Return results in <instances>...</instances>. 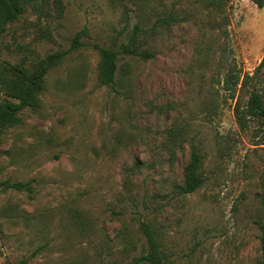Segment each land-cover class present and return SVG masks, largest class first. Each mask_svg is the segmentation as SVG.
Listing matches in <instances>:
<instances>
[{"label":"rangeland","instance_id":"rangeland-1","mask_svg":"<svg viewBox=\"0 0 264 264\" xmlns=\"http://www.w3.org/2000/svg\"><path fill=\"white\" fill-rule=\"evenodd\" d=\"M208 1L37 0L8 26L0 62L66 56L40 106L0 132V264H129L141 222L168 264L261 259L264 123L242 128L235 107L262 87L241 83L264 56V8ZM135 25L151 56L120 55V83L100 85L96 47L118 50ZM192 146L205 183L177 195ZM20 182L32 192L6 185Z\"/></svg>","mask_w":264,"mask_h":264},{"label":"trees","instance_id":"trees-1","mask_svg":"<svg viewBox=\"0 0 264 264\" xmlns=\"http://www.w3.org/2000/svg\"><path fill=\"white\" fill-rule=\"evenodd\" d=\"M37 0H0V37L5 33L8 26L15 23L22 15L25 5H33ZM135 1V0H132ZM258 8H264V0H252ZM225 0H209L208 7L216 11H224ZM178 18L170 14L163 19L165 23L175 22ZM144 30L135 25L133 32L126 43L120 45L118 50L112 47L96 48L99 51L100 60L98 65V83L102 86H114L120 83L118 79L120 55L146 58L151 54L141 50L139 36ZM76 45L82 46L79 37H75ZM66 56L65 51L50 53L42 59L32 63L30 67L20 64H12L7 61L0 62V94L6 98L0 99V132L14 128L22 123V113L28 108H38L41 103V94L44 90L46 76L49 71L58 66ZM264 56L250 75H244L241 87L248 83L261 85V89H253L245 109H241L237 103L235 113L242 128L247 126L248 120L260 119L264 123ZM236 82L239 76L236 75ZM229 80H227V83ZM261 90V91H260ZM263 90V91H262ZM234 93H232V97ZM202 157L195 146H192L188 163L182 172V182L175 186L177 195H189L200 189L205 183L201 172ZM18 191L32 192L30 183L6 184ZM140 232L146 240V246L140 256L134 258L129 264H168L164 258L163 247L159 237L152 226L147 222L140 223ZM25 264V263H23ZM257 264H264V236L262 237V255Z\"/></svg>","mask_w":264,"mask_h":264}]
</instances>
